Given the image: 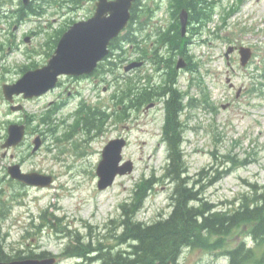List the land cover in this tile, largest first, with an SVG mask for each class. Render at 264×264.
I'll use <instances>...</instances> for the list:
<instances>
[{
    "label": "rangeland",
    "instance_id": "rangeland-1",
    "mask_svg": "<svg viewBox=\"0 0 264 264\" xmlns=\"http://www.w3.org/2000/svg\"><path fill=\"white\" fill-rule=\"evenodd\" d=\"M5 1L3 6L9 9L22 6L21 0ZM35 1L38 5L43 0ZM232 2L221 0L213 20L204 29L197 30L196 34L190 30L192 42L187 53L193 56L192 67L196 65V72H190L185 67L178 70L179 88L182 91L189 89L191 96L201 100V86L204 87L211 94L212 107H215L213 109L201 103L187 109L183 115L187 123L183 143L187 175L196 178L195 175L204 167L214 173L217 168L227 166L228 155L238 161L246 158L252 161L235 167L206 187L203 197L223 210L238 206L241 194L254 190L252 184L257 188L264 186V79L261 78L264 69V27L258 30L257 24L251 25L252 19L259 24L264 23V0H249L245 5V10L248 7L253 10L250 18L245 19L243 14L237 18L231 15L227 24L221 26L224 7L228 9L235 5ZM143 3V10L149 6L157 10L143 34L147 31L154 33L157 27L170 24L166 0H143ZM158 3L161 5L159 9ZM95 5L94 0H81L79 7L73 10L70 5L58 9L48 7L43 15L30 17L19 28L16 13L0 11V15L7 13V17H0V45L3 46L0 49V136H4L0 141V175L7 173L8 165L19 163L23 171H39L55 178L50 187L17 184L20 196L16 200L6 198L12 205L8 216L0 220V238L5 250L12 255L18 250L24 254L48 251L57 256L56 264H74L76 259L60 254L72 239L62 231L67 227L79 232L84 241H91L93 247H97L100 241L107 248H128V243L119 244L114 236L121 231L120 204L130 200L137 182L142 178L158 179L168 163L167 145L162 139L164 104L159 102L150 109L144 106L141 110L127 109L124 112V104L111 97L118 89L115 74H124L123 65L138 56L133 51L127 53L128 60L117 68L115 74L101 76L96 87L97 78L72 80L62 77L61 87L41 97L25 99L20 96L15 99V103L24 105L22 112L11 110L4 98V83L15 82L22 75L25 65L45 64L52 53L51 45L46 44L49 40L46 32L36 34L30 42L25 41L24 33L40 25H48V33L52 30L51 24L52 28L66 27L70 25V19L82 20L90 16ZM42 6L45 8V4ZM152 36L156 38L154 34ZM241 46L252 48L251 58L245 66L240 60ZM26 52L34 54L29 58ZM143 67L145 75L150 73L157 83L162 81L153 65L148 63ZM75 89L80 91L79 95L73 92ZM69 91L72 94L68 97ZM62 98L68 103L54 116L53 124L59 126L57 133L60 137H64L67 126L75 121V116L70 115L82 99L101 104L104 108L108 106L114 115L101 132L93 130L85 134L78 128L72 138H64L60 142L49 132V125L36 126L35 122L29 128L25 141L10 148L3 157L5 150L1 143L6 137L8 124L20 122L25 112L39 114L49 107L58 106ZM40 134L46 137L44 144L33 152L34 138ZM121 136L128 139L123 152L124 160H132L134 170L118 177L110 188L99 190L96 167L102 150L111 139ZM172 185L167 179L156 182L137 218L152 222L168 216L172 210ZM5 186L12 188L10 183H5ZM41 215L46 219L43 220ZM50 221L56 222V227ZM244 239L249 245L254 244L249 233L243 230L228 237L226 244L236 246ZM183 262L228 264V259L204 249L185 248L181 258ZM99 263L95 261L92 264Z\"/></svg>",
    "mask_w": 264,
    "mask_h": 264
},
{
    "label": "trees",
    "instance_id": "trees-1",
    "mask_svg": "<svg viewBox=\"0 0 264 264\" xmlns=\"http://www.w3.org/2000/svg\"><path fill=\"white\" fill-rule=\"evenodd\" d=\"M140 0L135 4L131 24L126 34L116 38L111 42L113 48L122 49L124 42H133L135 36L132 29L133 24L139 19ZM177 11L181 7L191 9V19L194 22L204 24L210 20L213 7L210 8L207 0H173ZM200 24V25H201ZM61 32L57 33V36ZM57 40V39H56ZM161 44H169L174 52L185 53L187 40L181 36L180 30L176 27L174 31L161 34ZM147 51H145L146 53ZM153 60L160 64L163 59H158L155 52ZM171 71L167 73V84L169 91L159 93L166 95V122L164 125L165 141L168 144L170 162L166 167L164 179H169L173 184L171 194L172 211L168 216L157 219L154 222L146 223L136 219V214L143 207L145 199L153 188V180L145 179L141 181L131 202L121 205L123 230L120 234L114 233L119 244L128 243L129 249H114L106 247L98 242L97 247H93L92 242H86L80 234L68 231V236L73 235V240L65 247L63 254L82 258L75 264H92L99 260L100 264H178V259L185 247L200 248L216 252L221 250L229 258V264H264V189L259 191L254 187L252 193H244L238 207L233 210H218L215 205L205 200L203 194L208 185L218 181L224 173H229L232 167L215 170L214 173L202 169L198 174V179L186 175L187 167L184 160V153L181 148L183 141L184 124L179 116L184 110V95L173 87L175 77L173 72V59L163 60ZM168 63V64H167ZM109 65L110 67H107ZM117 65L112 60L101 64L104 71L113 70ZM153 93L144 88L137 95L135 104L140 105L149 101ZM208 101V100H206ZM137 107V106H136ZM104 116H107L104 113ZM102 119L99 112L93 115L91 109L84 110L81 122L88 130L93 128L96 121ZM44 122H48L43 118ZM232 164H236L232 161ZM249 227V232L255 244L248 247L245 241L235 248L226 247L225 236L230 234L235 228ZM50 255L49 252L30 253L22 255L20 252L9 255L4 251L0 243V260L8 261L14 258L42 257ZM187 264V263H186Z\"/></svg>",
    "mask_w": 264,
    "mask_h": 264
},
{
    "label": "water",
    "instance_id": "water-1",
    "mask_svg": "<svg viewBox=\"0 0 264 264\" xmlns=\"http://www.w3.org/2000/svg\"><path fill=\"white\" fill-rule=\"evenodd\" d=\"M133 0H99L98 8L93 17L74 23L61 37L55 54L48 64L42 68L29 70L16 83L4 86V92L8 99H12L14 93L23 92L26 97L41 95L56 86L60 74L81 75L92 72L98 61L108 53V44L124 28L130 18V9ZM188 16L184 10L182 15V32L185 34ZM243 62L250 55L248 49L244 50ZM243 54V51H242ZM136 64H131L127 69ZM185 66L181 59L178 67ZM14 109L22 106H14ZM10 136L4 144L5 147L17 145L25 134L24 125H11ZM34 150L41 145L40 139H36ZM124 139L111 140L103 151V159L98 165L97 173L100 176L99 187L101 189L111 185L118 173L132 170V163L127 162L123 166L119 163L122 159ZM9 172L14 178H18L30 184L50 185L53 177L37 172L23 173L19 164L10 166ZM55 258L39 259L27 258L12 261H0V264H53Z\"/></svg>",
    "mask_w": 264,
    "mask_h": 264
}]
</instances>
